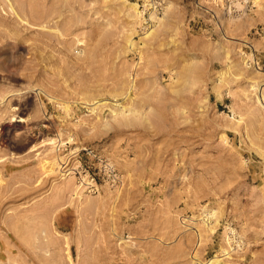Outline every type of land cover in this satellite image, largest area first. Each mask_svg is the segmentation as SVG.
<instances>
[{
  "label": "rangeland",
  "instance_id": "374dc122",
  "mask_svg": "<svg viewBox=\"0 0 264 264\" xmlns=\"http://www.w3.org/2000/svg\"><path fill=\"white\" fill-rule=\"evenodd\" d=\"M264 264V0H0V264Z\"/></svg>",
  "mask_w": 264,
  "mask_h": 264
},
{
  "label": "bare ground",
  "instance_id": "6f19581e",
  "mask_svg": "<svg viewBox=\"0 0 264 264\" xmlns=\"http://www.w3.org/2000/svg\"><path fill=\"white\" fill-rule=\"evenodd\" d=\"M212 264H221V260L212 261Z\"/></svg>",
  "mask_w": 264,
  "mask_h": 264
}]
</instances>
